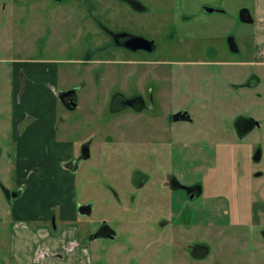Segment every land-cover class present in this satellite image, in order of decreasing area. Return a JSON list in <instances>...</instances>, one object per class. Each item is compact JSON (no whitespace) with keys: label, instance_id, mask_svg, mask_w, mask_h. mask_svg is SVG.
I'll list each match as a JSON object with an SVG mask.
<instances>
[{"label":"rangeland","instance_id":"rangeland-1","mask_svg":"<svg viewBox=\"0 0 264 264\" xmlns=\"http://www.w3.org/2000/svg\"><path fill=\"white\" fill-rule=\"evenodd\" d=\"M245 1L144 0L151 23L160 22L162 11L171 13L163 29L169 62L148 64L132 62L134 57L116 46L98 49L99 55L88 63L77 55L79 44L90 48V42L102 40L95 37L101 31L84 8L102 14L112 8L119 15L122 0H0V181L15 189L11 116L22 87L13 91L11 59L49 60L50 68H57L56 94L78 88L73 109L54 98L56 138L73 142L76 154L83 142H91L90 157L81 160L78 170L73 171L71 163L67 169L66 163L49 174V180L62 181V186L69 181L66 169L76 203L94 201L90 217L77 213L83 241L85 232L101 219L118 235L89 244L92 264L100 262L103 252L108 260L104 264H264V241L258 233L262 227L239 225L250 212L264 211L260 201L250 203L255 183L264 181V66L247 63V53L226 49L229 36L242 49L246 41L250 43V23L238 18L239 11L247 8ZM205 6L220 11L206 13ZM194 37L200 38L194 54L205 58H178V53L189 52L186 39ZM161 52L153 59L161 58ZM93 69L99 70L98 79ZM135 90L142 95L152 92L150 100L159 102L153 116L126 111L113 115L104 109L109 101L129 97ZM178 110L186 111L189 120L171 121L169 116ZM247 119H257L258 127L249 130ZM238 132L248 135L240 139ZM254 149L261 150L257 162L252 160ZM136 168L143 171L146 183L138 191L130 182ZM170 172L184 183H198L200 194L192 199L182 193L171 197V190L161 184ZM30 175L18 176L22 188L40 176L35 173L28 179ZM106 182L121 196L120 204L101 187ZM61 189L53 196L57 206L51 211L56 215L65 197ZM133 194L139 197L135 204L128 199ZM9 212L0 186V264H7ZM228 218L231 226L224 225ZM166 219L173 224L161 226ZM188 242L205 243L208 254L194 259L187 251Z\"/></svg>","mask_w":264,"mask_h":264},{"label":"crops","instance_id":"crops-1","mask_svg":"<svg viewBox=\"0 0 264 264\" xmlns=\"http://www.w3.org/2000/svg\"><path fill=\"white\" fill-rule=\"evenodd\" d=\"M242 4L247 7L252 18L249 22L251 39L250 43L246 41L243 44V49L236 40L239 49L237 54L247 53L249 58L246 60L247 63L262 67L264 66V0H248ZM218 11L220 10L213 12L218 13ZM229 19L234 21L235 17L230 16ZM247 43H249L248 48ZM203 58H205L204 54H198L194 59L202 61ZM11 64L13 91L16 92L19 86L22 87L18 102L20 104L14 103L11 116V135L14 142L12 166L14 190L20 193L17 197L8 200L2 191L4 199L10 205L8 221L6 218L1 220L3 223L8 222L9 246L8 256L5 258L7 264H92L93 254L89 244L83 241L76 210L77 203L70 192L74 185L70 181L71 174L65 169L69 181L64 182L62 189V181L57 183L49 180V174L59 168H65L66 163L68 169L71 159L76 155L73 142L64 143L56 138L54 98L57 96V68H50L52 63L49 60L33 58H14L11 59ZM251 120L254 123L248 127L249 130L256 128L255 122L259 123L257 119ZM242 135L246 137L248 132ZM26 173L31 174L28 179L35 173L40 176L32 177L22 188L19 180ZM0 183L1 190L2 187L9 188L1 181ZM60 189L64 191L65 197L60 199L61 203L58 204L56 215L51 211L57 206L53 196L58 194ZM45 195L49 196L45 197ZM52 215H54L55 227L52 226Z\"/></svg>","mask_w":264,"mask_h":264},{"label":"flooded vegetation","instance_id":"flooded-vegetation-1","mask_svg":"<svg viewBox=\"0 0 264 264\" xmlns=\"http://www.w3.org/2000/svg\"><path fill=\"white\" fill-rule=\"evenodd\" d=\"M124 6L122 7V9L119 11V15H117L116 11L114 9L111 8L110 11H105L104 14H100L99 13V9H85V13H87L86 15H88L94 22H92L93 24L96 25L98 29V31H101V34L99 33L98 35L96 34L95 37L99 38L102 37V42L98 41L97 43L94 42H90V48H88L87 46H84L82 44H79L81 46V51L77 54L80 57H83L85 60L83 61L84 63H88L90 61H93V59H90L91 57H96L99 54H96L98 49H105V48H110V47H105V46H116V48H120L124 51H126V53L130 54L131 56H133L134 58L131 59L132 62L135 63H157V64H167L169 61L166 59L170 52H167V50L169 49V46H167V44L165 43V39L167 37V34L165 32H163V29H165V23L169 22L171 19V13L169 11H162L165 15L160 16V22H155V23H151V11L148 10V5L147 2H144V0H122L121 2ZM205 8H212V7H208L205 6L204 7V11L207 12L205 10ZM215 9V8H214ZM97 12V14H95V17L90 15L91 13H95ZM156 13V12H153ZM207 13H211V12H207ZM127 16L126 21L122 20L125 19ZM97 17V18H96ZM188 18V17H187ZM91 20V21H92ZM153 21V20H152ZM186 36V35H185ZM184 36V37H185ZM91 40V38H90ZM185 40V38H184ZM200 40V38H193V39H186V41H188L190 43V45H188L185 50L189 51L184 53V55H181L180 53H178V58H182L186 56H190V58H184V60L187 61H196L194 58H196V56H198V54H194L195 51V43H197ZM204 40V39H203ZM148 41H152L151 43H149ZM159 41L163 42L164 45H162L164 47L163 52H161V48ZM127 43H131V46H139L136 47L135 49H128L125 46V44ZM103 44V45H101ZM226 46V45H225ZM227 47V46H226ZM115 48V47H114ZM179 52L181 51L179 49V46H177V49ZM161 52V58L159 59H153L154 56H156L157 54H159ZM76 55V53L74 54ZM102 55V54H100ZM174 55V54H172ZM123 56V55H122ZM166 59V60H163ZM180 62H184L183 60H179ZM175 62H178L177 60ZM95 77L98 79V75H99V70L93 69ZM254 83H257V81H255ZM72 88H76V95L73 98V100L76 102L77 105V87H72ZM71 89V88H68ZM152 92H147L146 95H142L140 92L138 91H134L129 97H119V99L115 100V101H109V103L107 104L106 108L110 113H112L113 115H116L122 111H126V112H130L133 115H137V116H142V115H150L153 116L154 113H152L156 108L159 109V102L155 101L152 102L149 98V95H151ZM142 98V100L140 99ZM133 99H138V101L133 102L132 104L128 103V100H133ZM65 102H69V97L66 96L64 98ZM64 105V103H62ZM137 106V108L135 107ZM179 111H183V110H178L175 111L179 112ZM172 113L169 118L171 121H173L172 119V115L174 114ZM246 123L248 125V127L251 126V123H254L253 120L251 119H247ZM256 127H258V124L255 122ZM237 132V131H236ZM243 133L238 132V136L240 139L244 138V135H242ZM111 140V139H109ZM90 146H91V142H83L78 150V153L71 159V167L74 170H78V168L80 167V163L81 160H85L88 159L90 157ZM86 148L87 151L89 153V156L87 158H83L84 153L86 152ZM259 151V157L255 159V153L256 151ZM253 161L257 162L260 160V156H261V150L260 149H254L253 150ZM257 172V171H256ZM261 171L260 173L257 174V176L261 175ZM137 177H141L140 179L138 178L137 181H135V178ZM145 176L143 174V171L139 168H136L134 170H132L131 172V177H130V182L135 183L136 185V190H140L143 189L145 184ZM161 184L166 186L168 189L171 190V197L172 194H185L187 196V198L192 199L193 197L197 196L200 194L201 192V186L196 183V182H191V183H184L182 180H180V178L178 177L177 173L174 172H170V173H166L164 175V178L161 181ZM256 186H254L252 188L253 190V195H252V200H251V204H253L254 206L257 205L260 201V203L264 204V197L263 192H264V181H260L255 183ZM101 187H103L105 190H107L111 196L114 198V200L116 201V203H121L122 202V198L119 195V193L117 192V190L113 187V185H111L110 183L106 182L105 184H101ZM260 193V196H258V194ZM255 196V197H254ZM139 197H136L134 194L129 196V200L132 202V204H135V202L138 200ZM92 203L93 204V208L90 212V214H80L78 211L77 213L83 216H89L91 215V213L94 211V201L92 200H88L85 203ZM78 205V203H77ZM77 210V208H76ZM247 217L249 218H245L243 219V221H241L239 223V225H243V226H258V227H262V229H259L258 233L261 235L260 237L263 239L264 241V211H259L257 212L256 210L253 212H250ZM192 223L195 225H198L199 222H194L191 219ZM173 224V220H163L161 226H163V224ZM176 223V222H175ZM205 224H209L210 223H205ZM103 225H108L110 228L113 229L114 233L113 235H106L101 231V227ZM225 226H231L232 225V220L230 218H228L227 222H224ZM81 227V233H83V225L80 226ZM95 235L97 237H95ZM117 232L116 230L111 227L104 219H101L98 224H96L93 228H91L90 230H88L87 232H85L84 234V242H86L87 244L92 243L93 241H96L97 239L100 238H104V239H108V240H114L117 237ZM207 247H209L208 245H206L205 243H192V242H188L186 244V248L187 251L189 253V255L191 257H193L194 259H198L199 258H204L208 252H207ZM103 249V248H102ZM102 249H100V252L102 253ZM103 255L105 256V252H103ZM102 255L100 262H98L97 264H104V259H106V256L104 257ZM99 257V255H98ZM107 260V259H106ZM108 261V260H107Z\"/></svg>","mask_w":264,"mask_h":264},{"label":"water","instance_id":"water-1","mask_svg":"<svg viewBox=\"0 0 264 264\" xmlns=\"http://www.w3.org/2000/svg\"><path fill=\"white\" fill-rule=\"evenodd\" d=\"M205 10L207 12H213L217 9H214V8H205ZM239 20L242 21V22H246V23H249L251 22V15L249 13V10L247 8H242L240 11H239ZM149 43H151L152 41H148ZM131 43H127L125 44L124 47L128 48V49H135L136 47H139V46H131L130 45ZM227 46H228V49L230 52H233V53H237L239 52V49H238V46H237V43H236V39L235 37L233 36H229L227 38ZM76 95V88H71V89H67V90H60L57 92V98L60 100L61 103H64V106H66L67 108L69 109H73L75 108L76 106V102L73 100L72 97H74ZM68 96L69 97V102H65L64 98ZM142 100V98H140ZM138 101V99H133V100H128V103L132 104L133 102H136ZM137 108V106H135ZM172 119L173 121H176V120H180V119H183V120H189V115L187 114L186 111H179V112H176L172 115ZM89 156V153L87 151V148H86V152L84 153L83 155V158H87ZM255 159L259 157V151L257 150L256 153H255ZM2 191L4 192V194L7 196L8 200L10 199H13L15 197H17L19 195V191L17 190H10L9 188H5V187H2ZM93 208V204L92 203H79L77 205V211L80 213V214H90L91 210ZM52 226L55 227V223H54V219L52 218ZM101 231L106 234L107 236L108 235H113L114 231L112 228H110L108 225H103L101 227ZM95 237H97L95 235Z\"/></svg>","mask_w":264,"mask_h":264}]
</instances>
